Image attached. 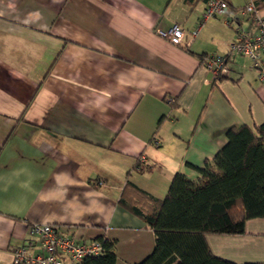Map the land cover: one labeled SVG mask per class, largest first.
Wrapping results in <instances>:
<instances>
[{
  "label": "crops",
  "instance_id": "obj_1",
  "mask_svg": "<svg viewBox=\"0 0 264 264\" xmlns=\"http://www.w3.org/2000/svg\"><path fill=\"white\" fill-rule=\"evenodd\" d=\"M225 1L176 47L155 31L197 29L208 1L0 0V264L21 247L41 252L32 224L103 236L115 264L140 263L154 234L120 197L135 187L163 200L176 173L199 179L227 129L264 124V83L230 55L238 33H257L241 14L248 0ZM205 55L225 58L217 80ZM248 223L244 235L206 236L211 253L264 264V220Z\"/></svg>",
  "mask_w": 264,
  "mask_h": 264
},
{
  "label": "trees",
  "instance_id": "obj_2",
  "mask_svg": "<svg viewBox=\"0 0 264 264\" xmlns=\"http://www.w3.org/2000/svg\"><path fill=\"white\" fill-rule=\"evenodd\" d=\"M253 2L264 8V0ZM225 137L212 162L194 168L196 182L176 173L161 201L135 187L134 199L120 197L119 205L154 234L152 252L138 264H235L215 257L205 237L244 235L246 222L264 219V124L231 127ZM141 165L136 163L137 172L150 170ZM93 240L103 251L81 264H115L114 242L103 236Z\"/></svg>",
  "mask_w": 264,
  "mask_h": 264
},
{
  "label": "built area",
  "instance_id": "obj_3",
  "mask_svg": "<svg viewBox=\"0 0 264 264\" xmlns=\"http://www.w3.org/2000/svg\"><path fill=\"white\" fill-rule=\"evenodd\" d=\"M225 8V0H208L197 29L185 32L179 25L172 24L166 30L157 29L155 34L170 45L188 47L197 37L202 24L220 17ZM241 14L251 18L257 33H238L230 44V55L246 58L258 82L264 83V14L256 8L253 0H248ZM226 24L229 26V21ZM200 63L214 76H219L225 66V58L205 55ZM165 102L171 106L174 99L169 97ZM152 143L159 146V141L155 138ZM96 185L101 186L102 182L98 181ZM28 235L37 241L41 252L32 254L25 247L18 248L12 254L13 264H81L84 258L99 256L103 251L100 242L80 240L71 229L62 231L58 226L32 224L28 226Z\"/></svg>",
  "mask_w": 264,
  "mask_h": 264
},
{
  "label": "rangeland",
  "instance_id": "obj_4",
  "mask_svg": "<svg viewBox=\"0 0 264 264\" xmlns=\"http://www.w3.org/2000/svg\"><path fill=\"white\" fill-rule=\"evenodd\" d=\"M215 77H217V76H215ZM261 220H264V219H253V220H250L249 223H248V226L250 225V226L253 227V226L256 225V222H259Z\"/></svg>",
  "mask_w": 264,
  "mask_h": 264
}]
</instances>
